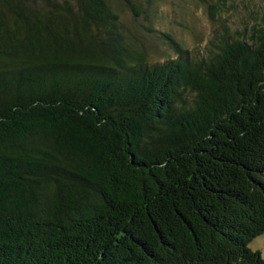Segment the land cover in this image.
Wrapping results in <instances>:
<instances>
[{
    "label": "trees",
    "instance_id": "1",
    "mask_svg": "<svg viewBox=\"0 0 264 264\" xmlns=\"http://www.w3.org/2000/svg\"><path fill=\"white\" fill-rule=\"evenodd\" d=\"M204 1L152 61L114 0H0V264H264V12Z\"/></svg>",
    "mask_w": 264,
    "mask_h": 264
},
{
    "label": "rangeland",
    "instance_id": "2",
    "mask_svg": "<svg viewBox=\"0 0 264 264\" xmlns=\"http://www.w3.org/2000/svg\"><path fill=\"white\" fill-rule=\"evenodd\" d=\"M228 15L233 24L249 23L251 14L264 12V0H235ZM125 30L144 43L152 61H163L173 52L163 33H170L188 47L204 46L212 36L215 25L209 18L204 0H137L132 8L125 0H114ZM264 256V235L251 242Z\"/></svg>",
    "mask_w": 264,
    "mask_h": 264
}]
</instances>
